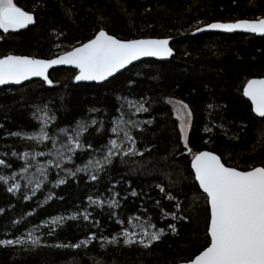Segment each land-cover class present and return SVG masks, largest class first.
<instances>
[{"label": "trees", "instance_id": "16d2710c", "mask_svg": "<svg viewBox=\"0 0 264 264\" xmlns=\"http://www.w3.org/2000/svg\"><path fill=\"white\" fill-rule=\"evenodd\" d=\"M17 3L26 10H33L37 23L3 34L0 56L50 58L92 38L101 27L124 39L171 37L174 55L166 61L141 60L99 84L77 83L75 69L58 67L49 72L53 85L33 79L19 86L0 88V125H3L0 154L14 143L19 147L16 138L7 137L5 133L33 127L30 113L37 104L48 103L59 118L58 124L64 125L84 115L90 106L109 107L115 114L117 95L131 93L129 98L146 95L152 101L151 111L137 116L141 120L152 118L154 122L144 125V131L134 133L137 147L143 149L144 154L123 160L116 158L111 168L102 174L97 187L103 190L110 181L131 182V188L142 189L167 205L155 187L163 183L178 197L187 219L172 221L169 218L168 223H176L177 233L168 232L148 249L122 244L100 248L98 240L78 249L0 246V264H174L201 250L206 244L208 220L205 196L193 180L191 158L184 150L176 118L166 100L183 99L193 109L195 117L189 140L194 151L213 150L227 163L242 168L264 162V118L252 112L242 93L247 79L264 76V36L194 31L214 21L264 16V0H17ZM129 79L135 80V84L129 85ZM210 101L221 106L215 110V119L219 123V116L223 115L227 135L219 127H213L212 133L204 132L205 109ZM89 139L99 142L91 135ZM91 183L84 176L78 181L69 179L66 185L55 189L57 198L43 209H37L39 215L32 216L27 214L43 197L38 193L33 201H23L19 194L7 193L0 183V208L5 209L0 213V238H6L5 231L7 238L26 234L36 224L45 233L43 239L47 245L77 243L86 238L89 231L96 229L82 220L68 221L52 236L46 235L47 226L42 221L51 215H68L69 209L86 204ZM126 188L128 184L122 183L116 190L123 194ZM138 204L139 200L133 203L129 198L121 209L122 215L134 213ZM147 206L152 212L151 204ZM94 215L102 223L107 222L103 235L110 236L118 230L99 210ZM15 221H20L24 227H17ZM159 226L166 227L163 222Z\"/></svg>", "mask_w": 264, "mask_h": 264}, {"label": "snow or ice", "instance_id": "6c2138e0", "mask_svg": "<svg viewBox=\"0 0 264 264\" xmlns=\"http://www.w3.org/2000/svg\"><path fill=\"white\" fill-rule=\"evenodd\" d=\"M36 23L33 10H26L17 0H0V38H3V34L27 29ZM205 30H242L264 36V16L215 21L194 29L195 32ZM171 39L118 38L101 27L92 38L53 58L16 54L0 56V85H20L33 77H40L46 84L53 85L49 69L55 65L74 66V80L77 82H105L142 57H171L174 54ZM128 84L134 85L135 80L129 79ZM242 92L251 102L252 112L264 118V77L247 79ZM130 96L131 93L115 97V114L109 107L90 106L84 115L64 125L58 124L59 118L48 103L37 104L30 113L33 127H21L5 133L7 137L16 138L19 147L14 143L0 154V183L7 193L19 194L23 201H33L38 193L43 197L27 215H39L37 209H43L48 202L57 198L55 189L66 185L69 179L78 181L84 176L88 182H92L86 204L74 206L75 210L69 209L68 215H51L42 223L47 226V236L54 235L56 229L66 226L68 221L82 220L96 231H89L87 237L77 243L47 245L43 239L45 233L36 224L26 234H13L11 238H7L5 231L6 238H0V246L44 245L78 249L98 240L100 248L122 244L148 249L168 232L177 233L176 223H168V219L179 221L187 217L183 215L178 197L163 183L155 187L163 201L168 202L167 205L142 189L131 188V182L110 181L103 190L97 187L101 184L102 174L111 168L116 158L123 160L144 154V150L137 147L138 140L134 133L144 131V125L153 124L152 118L141 120L137 116L149 113L152 101L146 95L138 98ZM167 103L172 106L184 150L191 158L193 180L205 196L208 212L205 246L191 257L179 261V264H264V162L242 168L227 163L213 150L194 151L189 140V130L195 117L193 109L183 99L168 98ZM220 108L214 101L207 103L205 133H212L213 127H219L225 135L228 134L223 115L219 116V123L215 119V110ZM90 135L99 142L93 143ZM9 157L15 159L10 160ZM122 183L128 184L123 194L116 190L117 185ZM129 198L133 203L139 200V204L134 213L123 216L121 209ZM149 204L152 212L147 206ZM97 210L107 216V221L118 226V230L110 236L103 235L108 225L95 217ZM4 211V208H0V213ZM161 222L166 227L159 226ZM13 223L17 227H24L20 221Z\"/></svg>", "mask_w": 264, "mask_h": 264}, {"label": "water", "instance_id": "95a60500", "mask_svg": "<svg viewBox=\"0 0 264 264\" xmlns=\"http://www.w3.org/2000/svg\"><path fill=\"white\" fill-rule=\"evenodd\" d=\"M215 22V21H214ZM201 27H203V26H201ZM206 31H216V32H222V33H228V34H230V33H246V34H252V33H248V32H244V31H242V30H236V31H234V32H225V31H222V30H205V31H202V32H206ZM202 32H195V33H202ZM254 35H257V34H254ZM257 36H260V35H257ZM156 38H164V37H156ZM171 41H172V39L170 40V46H171ZM172 47V46H171ZM70 50V49H69ZM67 51V50H66ZM59 54V53H58ZM174 55V54H173ZM172 55V56H173ZM171 56V57H172ZM54 57V56H53ZM53 57H50V58H53ZM171 57H167V58H164V59H161V58H156V57H142L140 60H138V61H134L132 64H134V63H137V62H139V61H141V60H144V59H154V60H159V61H166V60H169ZM40 58V57H39ZM131 64V65H132ZM131 65H129V66H131ZM129 66H127L126 68H128ZM58 67H66V68H73V69H75L74 68V66H70V65H55V66H53L52 68H50L49 69V72L52 70V69H54V68H58ZM76 70V69H75ZM124 69H122L121 71H123ZM261 77H264V76H261ZM33 79H40V80H42V78H40V77H33V78H31L30 80H33ZM110 79V78H109ZM29 80V81H30ZM43 81V80H42ZM75 81V80H74ZM25 82H27V81H24V82H22V84L23 83H25ZM75 82H77V81H75ZM78 83V82H77ZM79 83H97V84H99V83H102V82H95V81H83V82H79ZM10 85H13V86H19V85H15V84H8V85H0V88H2V87H4V86H10ZM21 85V84H20ZM243 89V88H242ZM243 93V92H242ZM246 98V97H245ZM247 99V98H246ZM248 100V99H247ZM249 101V100H248ZM249 103H250V105H251V102L249 101ZM263 149H264V145H263ZM191 168V167H190ZM194 175V174H193ZM198 184V183H197ZM202 191V190H201ZM174 264H179V262L178 263H174Z\"/></svg>", "mask_w": 264, "mask_h": 264}, {"label": "rangeland", "instance_id": "374dc122", "mask_svg": "<svg viewBox=\"0 0 264 264\" xmlns=\"http://www.w3.org/2000/svg\"><path fill=\"white\" fill-rule=\"evenodd\" d=\"M167 100H168V99H167ZM167 100H166V101H167ZM175 100H176V99H175ZM169 105H170V104H169ZM170 106H171V105H170ZM171 110H172V106H171ZM172 113H173V112H172ZM173 116H174V114H173ZM174 117H175V116H174ZM177 124H178V122H177Z\"/></svg>", "mask_w": 264, "mask_h": 264}]
</instances>
